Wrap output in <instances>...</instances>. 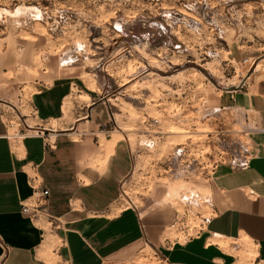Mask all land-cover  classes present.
Instances as JSON below:
<instances>
[{
	"label": "rangeland",
	"instance_id": "1",
	"mask_svg": "<svg viewBox=\"0 0 264 264\" xmlns=\"http://www.w3.org/2000/svg\"><path fill=\"white\" fill-rule=\"evenodd\" d=\"M0 66L23 87L16 103L25 115L33 82L71 81L68 108L98 107L84 110L78 134L90 133L91 116L103 118L99 152L129 147L132 169L111 215L170 206L168 238L184 242L213 217V168L244 159L261 130L225 98H264V0H0ZM142 250L140 264H155Z\"/></svg>",
	"mask_w": 264,
	"mask_h": 264
},
{
	"label": "crops",
	"instance_id": "2",
	"mask_svg": "<svg viewBox=\"0 0 264 264\" xmlns=\"http://www.w3.org/2000/svg\"><path fill=\"white\" fill-rule=\"evenodd\" d=\"M5 73L0 66V264H140L144 245L154 252L155 264H264L263 96H226L227 106L252 112L261 130L251 134L244 159L213 168V217L182 242L168 238L177 219L170 206L142 215L124 208L111 215L120 183L132 169L129 147L117 142L99 152L95 130L106 122L103 118L91 116L87 122L96 127L78 134L85 124L79 121L88 117L84 110L92 114L98 107L90 110L74 101L68 108L71 81L33 82L36 91L27 99L25 115L16 103L23 87L6 80ZM15 115L23 118L17 123L20 141L9 137L8 120ZM111 152L103 166L95 163L96 156ZM32 169L49 191L36 217L23 212L33 195Z\"/></svg>",
	"mask_w": 264,
	"mask_h": 264
},
{
	"label": "built area",
	"instance_id": "3",
	"mask_svg": "<svg viewBox=\"0 0 264 264\" xmlns=\"http://www.w3.org/2000/svg\"><path fill=\"white\" fill-rule=\"evenodd\" d=\"M20 124L21 121L19 122V125ZM8 125L11 129L16 128L12 134L9 133L10 138L17 139L19 137L21 138L23 137V134L19 130L18 124L10 120ZM100 128L104 133V135H106V137L110 136L111 131L106 129V125H103ZM29 180L33 188V195L25 204H23V212L25 214H30L36 217L39 210H42L46 206V201L49 196V191L42 187L41 179L34 169L31 170V173L29 175Z\"/></svg>",
	"mask_w": 264,
	"mask_h": 264
},
{
	"label": "bare ground",
	"instance_id": "4",
	"mask_svg": "<svg viewBox=\"0 0 264 264\" xmlns=\"http://www.w3.org/2000/svg\"><path fill=\"white\" fill-rule=\"evenodd\" d=\"M69 105V104H68ZM215 110V109H214ZM218 110V109H217ZM243 111V110H242ZM243 113V112H242ZM105 148V147H104ZM49 243V242H48ZM53 243V242H52ZM251 248V247H250ZM45 249V248H44ZM248 250V249H247ZM44 254V253H43Z\"/></svg>",
	"mask_w": 264,
	"mask_h": 264
}]
</instances>
